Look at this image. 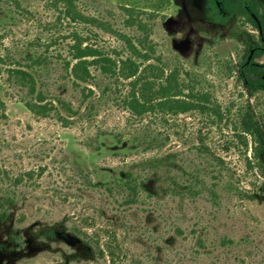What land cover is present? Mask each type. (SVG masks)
Instances as JSON below:
<instances>
[{"label":"rangeland","instance_id":"1","mask_svg":"<svg viewBox=\"0 0 264 264\" xmlns=\"http://www.w3.org/2000/svg\"><path fill=\"white\" fill-rule=\"evenodd\" d=\"M154 1L76 0L99 26L66 19L53 0H0V172L25 178L16 187L0 180V194L15 199L0 217V264H264V170L235 130L249 99L264 124V92L250 94L237 70L258 31L239 16L212 21L206 0H171L159 12ZM74 31L115 59L129 53L115 32L135 44L148 37L154 50L141 68L179 69L222 116L140 118L123 106L132 79L92 68V83H73L64 64ZM34 54L48 58L38 77L47 100L65 99L77 117L61 107L39 116L25 106L26 89L8 70L32 64ZM147 134L163 146L146 149ZM160 155L175 156L176 165L135 167L148 189L136 203L105 187ZM186 173L197 177L193 191H168L174 181L189 183Z\"/></svg>","mask_w":264,"mask_h":264},{"label":"trees","instance_id":"2","mask_svg":"<svg viewBox=\"0 0 264 264\" xmlns=\"http://www.w3.org/2000/svg\"><path fill=\"white\" fill-rule=\"evenodd\" d=\"M53 3L61 14L72 22L102 25L96 18L80 10L76 0H53ZM153 3V11L159 12L170 5L171 0H155ZM206 9L208 17L214 22L224 24L231 18L239 16L258 31L256 39L250 42V47L239 56L237 70L243 85L250 94L264 92V63L257 61V58L264 55V0H206ZM138 27L145 31L147 29L142 21L139 22ZM115 33L124 38L129 50L127 56H119L116 59L94 45L86 43L84 36L78 31L73 32V44L69 46L70 58L65 60L64 64L73 83L77 85L92 83L95 77L92 68L99 70L105 76H123L132 79L129 93L123 99V106L133 116L140 118L149 113H185L192 110L222 116L220 110L212 105L211 95L197 87L196 84H190L192 78L188 83L185 78H182L179 69L168 71L166 67L159 68L155 64L141 68L142 63L151 58V54L148 53L149 49L154 50L147 41L148 37L138 38V43L135 44L125 34ZM29 59L32 64L15 66L8 70L13 82L26 89L25 106L39 116H46L52 110L61 107L62 111H66L71 117H77L79 112L70 102L63 98L56 99V104L50 102L47 100L46 93L39 88L38 77L40 71L48 64L47 56L34 54L29 56ZM4 61H6L4 56H0V62ZM88 90L91 95L92 90ZM62 121L65 123L69 120L62 114ZM235 130L246 148H249L251 142L253 157L257 165L264 170V124L250 99L238 112ZM150 135L147 134V138L143 140L146 143V149L163 146V141ZM174 158L175 156L160 155L141 160L136 162L122 177L104 185L108 190H117L122 193L126 204L131 205L136 203L142 191L147 189L146 180L136 174L135 167L149 172H155L160 168L171 169L176 165ZM186 174L190 177L189 183L181 184L174 181L168 187V191L170 189L172 192H176V189L193 191V180L197 177L190 173ZM26 175L29 178L33 176L31 173H26ZM4 177L12 183L13 187L22 184L25 179L24 176L13 177L7 172L4 174L0 172V180ZM14 203L13 194H0V217H6L10 211V205ZM91 239L95 241L99 254L104 255V251L100 248V241L94 237ZM110 251L113 253L112 249Z\"/></svg>","mask_w":264,"mask_h":264}]
</instances>
